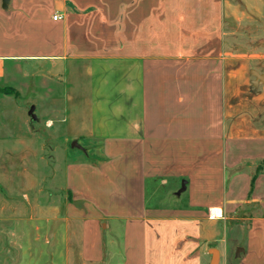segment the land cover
Here are the masks:
<instances>
[{
    "label": "crops",
    "instance_id": "1",
    "mask_svg": "<svg viewBox=\"0 0 264 264\" xmlns=\"http://www.w3.org/2000/svg\"><path fill=\"white\" fill-rule=\"evenodd\" d=\"M225 9L0 0V83L68 85L58 264H264V124L228 104Z\"/></svg>",
    "mask_w": 264,
    "mask_h": 264
},
{
    "label": "rangeland",
    "instance_id": "2",
    "mask_svg": "<svg viewBox=\"0 0 264 264\" xmlns=\"http://www.w3.org/2000/svg\"><path fill=\"white\" fill-rule=\"evenodd\" d=\"M225 1L228 104L237 118L264 124V0ZM16 83H0V264H58L42 206L69 197L62 175L74 151L61 122L68 85L43 77ZM50 227L58 232L57 223Z\"/></svg>",
    "mask_w": 264,
    "mask_h": 264
},
{
    "label": "trees",
    "instance_id": "3",
    "mask_svg": "<svg viewBox=\"0 0 264 264\" xmlns=\"http://www.w3.org/2000/svg\"><path fill=\"white\" fill-rule=\"evenodd\" d=\"M262 170V166H259L257 169V173L255 174L253 180L255 179V177L258 175V173Z\"/></svg>",
    "mask_w": 264,
    "mask_h": 264
},
{
    "label": "water",
    "instance_id": "4",
    "mask_svg": "<svg viewBox=\"0 0 264 264\" xmlns=\"http://www.w3.org/2000/svg\"><path fill=\"white\" fill-rule=\"evenodd\" d=\"M4 1H7V0H4ZM260 78H263V76H260ZM214 257L216 258V254L214 255Z\"/></svg>",
    "mask_w": 264,
    "mask_h": 264
},
{
    "label": "built area",
    "instance_id": "5",
    "mask_svg": "<svg viewBox=\"0 0 264 264\" xmlns=\"http://www.w3.org/2000/svg\"><path fill=\"white\" fill-rule=\"evenodd\" d=\"M54 18L57 19L58 18V15H55Z\"/></svg>",
    "mask_w": 264,
    "mask_h": 264
}]
</instances>
